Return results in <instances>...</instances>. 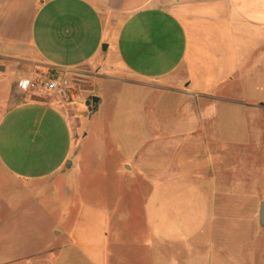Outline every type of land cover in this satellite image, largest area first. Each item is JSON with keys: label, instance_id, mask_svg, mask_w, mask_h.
<instances>
[{"label": "crops", "instance_id": "1", "mask_svg": "<svg viewBox=\"0 0 264 264\" xmlns=\"http://www.w3.org/2000/svg\"><path fill=\"white\" fill-rule=\"evenodd\" d=\"M52 70L81 75L84 92L42 98L18 86ZM113 82L142 102L106 108L96 86ZM263 93L264 0H0V228L25 218L30 185L67 171L65 185L51 181L67 189L55 238L29 253L19 240L6 264H236L235 197L264 196V124L228 117L234 101L264 106ZM92 95L94 112L73 101ZM134 121L141 145L122 138L140 131ZM95 132L126 151L96 163Z\"/></svg>", "mask_w": 264, "mask_h": 264}, {"label": "rangeland", "instance_id": "2", "mask_svg": "<svg viewBox=\"0 0 264 264\" xmlns=\"http://www.w3.org/2000/svg\"><path fill=\"white\" fill-rule=\"evenodd\" d=\"M109 74V73H108ZM68 80L70 81V86L76 87L78 92L82 91L83 88L87 86L88 80H84L79 74H69L67 75ZM106 82V80H105ZM97 84V83H96ZM71 86V87H72ZM112 89L108 91H101L100 85L97 84L95 92H100L101 94H105V107L110 110H116L119 108L129 109L137 104L142 102V92L138 89H135L129 85L123 84L122 82H117L111 84ZM264 97V93H263ZM73 101L78 103L79 106L88 111V107L86 104V100L84 98H80L79 96H75ZM264 101V99L262 100ZM258 101H234V112L229 115V123L235 126L240 125H255L262 126L264 124V106H259L255 104ZM241 105L245 107V114L242 113L243 108ZM96 124H93V126ZM138 125L140 129L139 132H123L122 138L128 139L131 138L133 143L136 142L141 145L145 142L142 137L144 135L142 129L145 125H142L140 122L134 121V127ZM96 130L99 129V126H95ZM96 133V132H95ZM104 134L102 132H98L92 135L87 141V153L88 156L94 159L97 163L102 157L111 158H119L123 152L126 151V148L122 146L120 147L118 144H122V138H117L119 143L117 146H113V149L104 143L105 140L101 137ZM247 134L250 142L248 143L247 150L252 151L254 148L253 141H255V137L259 134L257 132H249ZM242 136L243 133H240ZM258 138V137H257ZM114 141V140H113ZM120 147V148H119ZM250 149V150H249ZM242 151V149H240ZM61 150L57 154H55L54 149H52V158L60 159ZM64 166L67 165V161L63 163ZM59 175V182H62L63 179L64 185L66 184L67 171L62 169L59 173L52 174V178L49 177L43 184L30 185V189L28 188L27 194V212L25 218L17 221L12 224L10 227L4 229L0 228V235H3V232L9 236V243L4 245L3 242L0 243V264H6L7 260L3 259L4 249H9V252H14V248L18 247L19 240L21 243L25 242L26 251L29 253L34 250L40 244L51 242L55 238L56 232L59 231V227H55L53 224L54 214H59L56 212V208H60L66 202V191L67 189L64 187L56 190L54 184L51 183L53 179H55ZM65 175V176H61ZM63 177V178H61ZM5 173L2 168V164L0 163V206L2 205L4 189L5 186ZM66 187V186H65ZM79 200V196L77 193L71 191L69 194V198ZM236 221H235V245L234 250L236 255L240 256V260L236 262V264H262L263 262V253H264V226L261 225L259 221V208L260 202L264 200V196L258 197H246V196H236ZM247 206L251 207L253 211H248ZM254 207H257V211H254ZM56 211H55V210ZM3 219V212L0 209V221ZM66 224V223H65ZM249 236L244 239L243 235ZM251 234V235H250ZM63 237H66L64 234ZM249 238V239H248ZM22 246V244H21ZM34 262V260H21V261H13L11 264H30Z\"/></svg>", "mask_w": 264, "mask_h": 264}, {"label": "built area", "instance_id": "3", "mask_svg": "<svg viewBox=\"0 0 264 264\" xmlns=\"http://www.w3.org/2000/svg\"><path fill=\"white\" fill-rule=\"evenodd\" d=\"M18 86L26 93L42 98H57L65 93L70 87V81L66 74H61L52 70L41 81L22 78L18 81Z\"/></svg>", "mask_w": 264, "mask_h": 264}, {"label": "water", "instance_id": "4", "mask_svg": "<svg viewBox=\"0 0 264 264\" xmlns=\"http://www.w3.org/2000/svg\"><path fill=\"white\" fill-rule=\"evenodd\" d=\"M99 101H100V97L98 95L90 96L86 101L89 111L91 112L96 111L98 108ZM259 220H260L261 225L264 226V200L260 202Z\"/></svg>", "mask_w": 264, "mask_h": 264}]
</instances>
